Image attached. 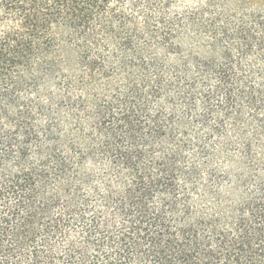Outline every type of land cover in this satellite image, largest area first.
<instances>
[{"label": "trees", "instance_id": "1", "mask_svg": "<svg viewBox=\"0 0 264 264\" xmlns=\"http://www.w3.org/2000/svg\"><path fill=\"white\" fill-rule=\"evenodd\" d=\"M0 264H264V0H0Z\"/></svg>", "mask_w": 264, "mask_h": 264}]
</instances>
